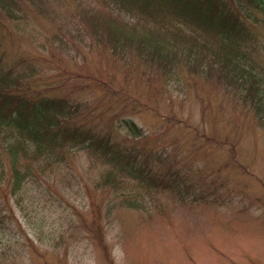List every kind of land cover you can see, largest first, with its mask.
Returning a JSON list of instances; mask_svg holds the SVG:
<instances>
[{"label":"rangeland","instance_id":"obj_1","mask_svg":"<svg viewBox=\"0 0 264 264\" xmlns=\"http://www.w3.org/2000/svg\"><path fill=\"white\" fill-rule=\"evenodd\" d=\"M16 1L18 17L0 15V51L20 61L19 73L32 66L35 92L45 88L81 100L105 119L127 112L117 96L94 87L91 77L113 71L119 83H166L155 113H142L143 127L176 171L186 170L195 189L218 201L182 200L183 187L173 193L177 188L169 183L146 187L127 175L116 181L115 192L113 183L103 182V160L74 147L45 173L17 185L0 182L7 194L3 199L0 193V264H264V122L253 127L249 114L236 116L240 105L229 88L219 87L229 82L217 79V63L206 66L199 81L187 80L198 85L184 93L175 88L176 79L162 80L153 67L145 68V79L134 73L127 79L129 72L125 79L124 64L114 66L111 56L100 57L87 46L86 24L110 19L126 33L158 30L146 17L111 0ZM167 95L184 127L159 117L169 112ZM213 122L231 132L228 140L218 133L220 140L196 136L210 134ZM128 194L134 206L119 202ZM95 223L103 232L99 244L91 233ZM101 249L109 251L111 262L101 259Z\"/></svg>","mask_w":264,"mask_h":264},{"label":"trees","instance_id":"obj_2","mask_svg":"<svg viewBox=\"0 0 264 264\" xmlns=\"http://www.w3.org/2000/svg\"><path fill=\"white\" fill-rule=\"evenodd\" d=\"M111 1L117 5L122 3L123 9L132 14L146 17L158 29L134 34L121 30L110 19L87 22V46L98 50L100 57L111 56L114 66H120L117 61L124 64L125 79L128 72L127 79L132 73L145 79V68L153 67L162 80L171 82L176 79L173 81L175 88L184 93L198 85L187 83V80L199 81L196 77L206 76L207 73L203 72L206 66L212 69L217 63V79L225 78L229 82L219 87L229 88L235 105H240L236 116L247 113L256 122L253 127L262 125L264 37L261 30L264 32V0ZM0 4L1 16H19L14 13L16 0H0ZM193 25L196 28L193 29ZM5 55L0 51V182L5 181L4 186L17 185L23 178L45 173L46 166L60 161L65 150L80 147L92 157L103 160L102 164L107 166L103 182L113 183L110 186L115 192L120 189L115 186L116 181L127 175L142 181L146 187L162 189L163 183H169L173 190L177 188L173 193H182L180 189L183 187L182 200L192 198L193 203L209 200L214 204L218 201L215 196L216 199L204 196L208 194L195 189L186 176V170L185 175L176 171L156 150L150 134L143 127L142 113L146 110L155 113L157 102L162 97L159 95L161 88L165 94L166 83H119L113 71L106 78L91 77L94 87L107 95L117 96L127 112L113 113L102 119L81 100L57 96L45 88L35 92L30 84L35 82L32 66L28 65L29 70L19 73L17 65L20 61H9ZM155 73L153 71L151 78ZM166 97L169 99V112L160 113L159 117L170 126L178 124L180 128L184 127L172 106L171 96ZM207 116L210 118V114ZM175 118L176 121L172 122ZM209 133L211 135L196 133V136L208 140L216 136V140H220L218 133L224 134L228 140L231 132L224 131L213 122ZM234 147L235 143H231L229 152L232 158ZM3 185H0V193L4 199L7 194L2 191ZM13 189L11 187V191ZM119 202L134 206L129 194L121 195ZM95 212L98 214L99 210L95 209ZM91 233L99 244L103 232L98 223L93 225ZM101 256L106 262L112 260L109 251L101 250Z\"/></svg>","mask_w":264,"mask_h":264}]
</instances>
